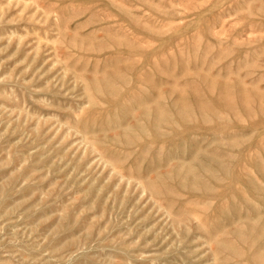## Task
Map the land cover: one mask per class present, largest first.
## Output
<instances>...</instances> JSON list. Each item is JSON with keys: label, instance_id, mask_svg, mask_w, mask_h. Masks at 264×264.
Segmentation results:
<instances>
[{"label": "rangeland", "instance_id": "rangeland-1", "mask_svg": "<svg viewBox=\"0 0 264 264\" xmlns=\"http://www.w3.org/2000/svg\"><path fill=\"white\" fill-rule=\"evenodd\" d=\"M0 264H264V0H0Z\"/></svg>", "mask_w": 264, "mask_h": 264}, {"label": "bare ground", "instance_id": "bare-ground-1", "mask_svg": "<svg viewBox=\"0 0 264 264\" xmlns=\"http://www.w3.org/2000/svg\"><path fill=\"white\" fill-rule=\"evenodd\" d=\"M99 85V84H98ZM99 127V126H98ZM156 134H158V131H157V133ZM148 185H149V182L147 183ZM150 185H152L151 183H150ZM154 185V184H153ZM153 188V187H152ZM146 190H148L147 188H146ZM151 190V189H150ZM155 190V189H154ZM158 190V189H157ZM157 190H155V192L157 191ZM153 192V191H152ZM161 193V192H160ZM157 194V193H156ZM260 262V261H259Z\"/></svg>", "mask_w": 264, "mask_h": 264}]
</instances>
